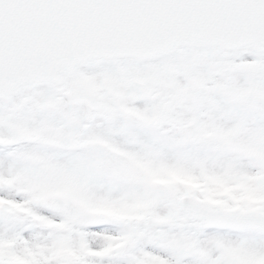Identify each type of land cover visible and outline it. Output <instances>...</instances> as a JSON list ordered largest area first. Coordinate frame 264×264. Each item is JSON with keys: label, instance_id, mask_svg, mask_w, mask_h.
<instances>
[{"label": "snow or ice", "instance_id": "1", "mask_svg": "<svg viewBox=\"0 0 264 264\" xmlns=\"http://www.w3.org/2000/svg\"><path fill=\"white\" fill-rule=\"evenodd\" d=\"M0 264H264V0H0Z\"/></svg>", "mask_w": 264, "mask_h": 264}]
</instances>
